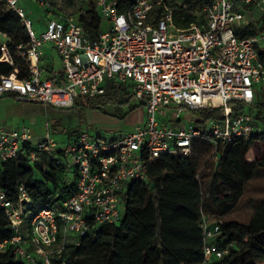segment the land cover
I'll use <instances>...</instances> for the list:
<instances>
[{"label": "built area", "instance_id": "2783aa9c", "mask_svg": "<svg viewBox=\"0 0 264 264\" xmlns=\"http://www.w3.org/2000/svg\"><path fill=\"white\" fill-rule=\"evenodd\" d=\"M52 6L46 0H37ZM87 1V0H83ZM98 12L110 29L98 38L87 36L80 21L62 15L47 23L37 35L21 0H0L6 11L21 18L31 42L21 53L28 62L30 78L15 73L0 80V98L37 103L58 110L79 106L83 99L107 93L110 83L120 85L144 108L145 121L135 131L108 139L80 132L58 163L76 175V191L64 202L46 205L23 230L21 213L14 210L0 190V204L15 236L7 245L23 264H57L65 248L80 246L82 237L103 225L118 224L124 196L131 183L147 181V165L163 156L192 154L196 143L210 144L215 152L237 139L264 136V125L250 112L264 93V0H209L194 21L182 26L190 4L181 0H134L121 12L118 0H95ZM262 15L258 22L248 18ZM254 32V34H250ZM0 62L14 65L0 33ZM61 61V71L50 75L43 68L46 46ZM19 49L21 47H18ZM47 74V75H46ZM244 106L234 112L235 107ZM221 110L219 119L203 120L200 114ZM38 151L60 149L50 126ZM32 130L0 126V162L18 160L32 144ZM36 152L30 153L35 160ZM23 198L25 189L20 188ZM202 264L224 260L233 243L218 241L222 228L204 219Z\"/></svg>", "mask_w": 264, "mask_h": 264}, {"label": "trees", "instance_id": "16d2710c", "mask_svg": "<svg viewBox=\"0 0 264 264\" xmlns=\"http://www.w3.org/2000/svg\"><path fill=\"white\" fill-rule=\"evenodd\" d=\"M118 1L123 13L134 3ZM181 1L190 4L187 10L176 11L186 17L182 22L186 27L194 21L190 11L201 12L209 0ZM46 2L53 7L78 5L77 0ZM87 2L91 3L89 14L94 20L83 28L87 36L96 39L103 33V19L95 0ZM0 33L9 38L7 46L14 62L13 66L0 62V80L12 73L19 79L30 78L29 64L21 56L31 42L29 33L21 18L1 4ZM44 69L53 73L50 66ZM130 98L125 88L110 83L106 95L83 99L78 105L97 110L111 104L123 106ZM243 109L239 105L234 112ZM250 112L264 125V93L257 96ZM200 116L203 120L219 119L221 110L203 111ZM259 145L264 146V136L237 139L216 152L210 144L196 143L189 156H163L149 163L147 181L131 183L124 196L122 220L92 230L81 238L80 246L68 245L55 262L95 264L94 259L99 258L101 264H202L201 222L206 219L220 223L222 235L218 241L222 246L234 244L224 260L211 264H264V152L250 159ZM33 151L37 153L35 160L30 158ZM66 154L64 149L49 153L28 144L18 160L0 162V190L4 201L21 213L23 230L44 206L64 202L75 193L76 175L58 163ZM22 186L27 198L22 197ZM7 210L0 204V244L15 236ZM0 264L23 263L8 244L6 251L0 252Z\"/></svg>", "mask_w": 264, "mask_h": 264}, {"label": "rangeland", "instance_id": "374dc122", "mask_svg": "<svg viewBox=\"0 0 264 264\" xmlns=\"http://www.w3.org/2000/svg\"><path fill=\"white\" fill-rule=\"evenodd\" d=\"M77 4L75 8L68 7L66 3L61 7L52 6L48 8L37 0H21V7L32 20L37 35H41L46 30L48 22L59 19L62 15L80 21L85 28V24H89L94 20L92 14H89L91 3L77 0ZM252 17L258 22L262 15L254 11L248 15V18ZM109 29V23L103 20V32ZM0 41H3L2 37H0ZM46 49H49L48 45ZM44 62L43 67L46 68L47 64L52 63L51 66H54L57 72L61 71V61L57 55H48ZM133 108L134 110H132ZM145 116L144 108L132 99H129L128 103L123 106L111 104L99 107L97 110H91L87 107L79 109V106L69 110H58L37 103L17 100L16 98H0V126L6 124L14 127L17 125L29 127L32 130L34 138L32 144L34 147H37L38 142H41L46 135L47 123L50 126L51 137L59 147L66 149L72 145L77 137L76 135L83 131L89 133L91 137L99 135L108 139L131 133L135 131ZM263 152L264 146L259 145L252 151L250 159L260 156ZM121 211L124 214V204L121 206ZM94 263L101 264L99 258L94 259Z\"/></svg>", "mask_w": 264, "mask_h": 264}, {"label": "crops", "instance_id": "0c3cea01", "mask_svg": "<svg viewBox=\"0 0 264 264\" xmlns=\"http://www.w3.org/2000/svg\"><path fill=\"white\" fill-rule=\"evenodd\" d=\"M46 27H47V25H46ZM45 31V30H44ZM49 46V49H46V51H45V56H44V59H43V62H42V64L43 63H45L44 61H45V59L48 57V55H53V54H55L56 55V53L54 52V50L51 48V46L50 45H48ZM48 50H50L49 52H48ZM48 66H50L51 68L53 67L54 68V66H51V65H53L52 63H49V64H47ZM43 66V65H42ZM79 109H80V107H79ZM144 121H145V118H144V120L143 121H140L141 123H139L138 125L139 126H141L143 123H144ZM49 124V123H48ZM58 125H60V124H58ZM2 127H5V128H7V129H17V128H20V127H23V126H20V125H17L16 127H14L13 125L11 126H9V125H3ZM78 135V134H77ZM76 135V136H77ZM76 139H77V137H76ZM76 139H74V142L76 141ZM73 142V143H74ZM72 143V144H73ZM40 144V142H38V144L37 145H39ZM32 146H33V144H32ZM34 147V146H33ZM35 148H37V147H35ZM60 149H62V148H60Z\"/></svg>", "mask_w": 264, "mask_h": 264}]
</instances>
